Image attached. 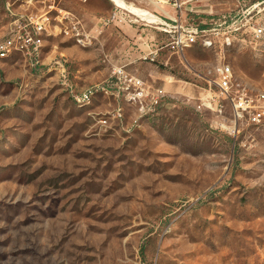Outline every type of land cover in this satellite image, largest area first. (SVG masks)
Instances as JSON below:
<instances>
[{"label": "rangeland", "instance_id": "obj_1", "mask_svg": "<svg viewBox=\"0 0 264 264\" xmlns=\"http://www.w3.org/2000/svg\"><path fill=\"white\" fill-rule=\"evenodd\" d=\"M21 1L0 0V39L8 3ZM179 1L28 0L19 11L48 10L50 33L36 54L0 57V264H264V126L206 100L221 62L233 86L264 90V0ZM164 8L218 31L214 45L197 37L176 51L148 22ZM63 10L86 43L62 31ZM115 62L165 90L151 115L138 117Z\"/></svg>", "mask_w": 264, "mask_h": 264}, {"label": "built area", "instance_id": "obj_2", "mask_svg": "<svg viewBox=\"0 0 264 264\" xmlns=\"http://www.w3.org/2000/svg\"><path fill=\"white\" fill-rule=\"evenodd\" d=\"M160 1L167 2L178 9L181 4L179 0ZM7 9L11 17L8 21L6 32L0 39V57H7L12 52L36 54L42 45L43 37L50 33L48 29L50 24L48 10L40 13H25L12 11L9 5ZM114 15L113 13L112 17ZM57 17L63 19V32L74 36L75 40L79 43H86L85 34L80 30L79 23L73 15L63 10ZM155 17L152 21H146L159 25L160 29L169 35L171 46L178 52H181L184 47L194 43L197 37L199 43L202 45H214L213 34H217L218 31L212 33L211 30L206 31L203 28H198L196 25H182L176 15L166 14L164 17L155 15ZM108 21L109 17H106L105 22ZM245 25L251 38L258 37L262 32V28L257 26L253 21ZM236 28L237 26L232 29ZM229 31L230 29L227 28L220 32V46L230 43ZM149 53L152 54L148 57L153 59L155 53ZM145 57L147 56L144 55L143 58ZM215 71V77L208 80L209 88L206 98L207 103L212 104L211 107L213 110L220 113L224 106V100H227L231 107L233 122L244 119L248 123L264 126V90L250 91L244 87L233 86L231 67L226 62H221L215 68ZM111 72L118 78L119 83H121L120 87L126 89L125 97L128 100H133L138 103L136 106L138 117L151 115L156 108L163 104L167 93L162 87H154L153 84L146 82L120 64L113 65ZM63 76L65 75L63 74ZM93 91L87 88L86 90L75 92L72 94V99L76 104L87 103ZM140 97H142V101H139Z\"/></svg>", "mask_w": 264, "mask_h": 264}, {"label": "crops", "instance_id": "obj_3", "mask_svg": "<svg viewBox=\"0 0 264 264\" xmlns=\"http://www.w3.org/2000/svg\"><path fill=\"white\" fill-rule=\"evenodd\" d=\"M28 0H25V1H21L20 3H19V5H17V6H15V8L12 6V9H16L15 11H27V10H30L31 9V5L27 2ZM9 5L11 4V3H8ZM12 5V4H11ZM164 7V6H163ZM162 11H164V13L165 14H168V15H172V14H170V10H167V9H161ZM164 15V14H163ZM159 29H160V27L159 26H157ZM161 30V29H160ZM162 31V30H161ZM164 32V31H163ZM165 33V32H164ZM167 34V33H166ZM166 36H168V38H169V35L167 34ZM143 43L145 44V47H148V44H147V42H146V40H143ZM146 54V53H145ZM133 55V54H132ZM131 57V56H130ZM139 57H141V58H143V55L141 56H139ZM150 59V58H149ZM150 60H152V59H150ZM116 64H120V65H123V67L125 68V69H127V70H131V69H129V68H126L125 67V65H126V63H124V62H115ZM132 71V70H131ZM145 79V78H144ZM146 80V79H145ZM209 80V79H208ZM147 81V80H146Z\"/></svg>", "mask_w": 264, "mask_h": 264}]
</instances>
